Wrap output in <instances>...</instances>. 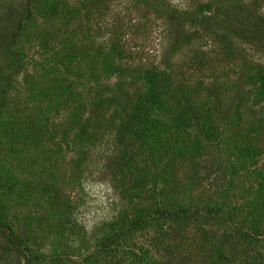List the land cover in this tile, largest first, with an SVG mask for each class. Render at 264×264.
Masks as SVG:
<instances>
[{
    "label": "rangeland",
    "instance_id": "obj_1",
    "mask_svg": "<svg viewBox=\"0 0 264 264\" xmlns=\"http://www.w3.org/2000/svg\"><path fill=\"white\" fill-rule=\"evenodd\" d=\"M209 1L0 0V264H264L251 47L176 33Z\"/></svg>",
    "mask_w": 264,
    "mask_h": 264
},
{
    "label": "trees",
    "instance_id": "obj_2",
    "mask_svg": "<svg viewBox=\"0 0 264 264\" xmlns=\"http://www.w3.org/2000/svg\"><path fill=\"white\" fill-rule=\"evenodd\" d=\"M205 10L209 12L207 15L200 13L189 19L186 17L180 18L176 30L178 37L184 42H189L194 36H198L199 38L202 35H213V37H220L223 40H230L233 43L242 42L249 44L252 52L251 56L250 54L247 55L249 59L242 64L243 80L252 75H256L258 81L264 87V62H261L260 58L258 60L256 58L253 59V53L259 51V49H264V10L257 12L251 11L247 7L243 8L241 0H210L205 6ZM21 16L26 19L28 15L27 13L25 15V12H23ZM11 22V16L7 15L3 24L0 25V48L14 55L15 34L13 30H9L11 28ZM188 26L193 28L194 32L192 34L188 33L186 28ZM195 33H198V35ZM214 56V58H208L209 61H213V65L221 62L224 57L221 54L218 57L215 54ZM216 60L220 61L216 62ZM250 62H255L257 66L256 70L252 73L248 65ZM207 63L208 61H206ZM147 79L151 89L149 95L150 97H154L155 95L152 92H156L157 79L155 78L156 81L151 77H147ZM173 213L165 212L162 215L173 217ZM1 229L3 227L0 226ZM8 235L18 253H26L28 251V248L21 245L13 235L10 233ZM42 264L55 263L45 262Z\"/></svg>",
    "mask_w": 264,
    "mask_h": 264
}]
</instances>
